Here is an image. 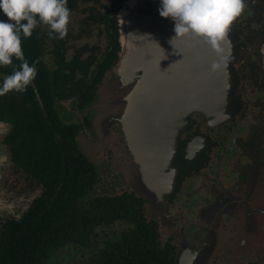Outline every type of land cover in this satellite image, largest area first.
<instances>
[{
  "label": "flooded vegetation",
  "instance_id": "obj_1",
  "mask_svg": "<svg viewBox=\"0 0 264 264\" xmlns=\"http://www.w3.org/2000/svg\"><path fill=\"white\" fill-rule=\"evenodd\" d=\"M74 1L64 39L49 38L46 27L37 28L47 41L41 48L46 69H53L54 42L62 41L66 81L76 83L65 85L61 95L52 93L51 85L50 93L62 124L76 129L71 149L77 159L70 161L76 162L75 175L87 178V191L73 201L80 230L50 246L40 264H264V0H245L223 43L226 52L231 49L230 59L216 72L210 101L189 111L155 156L133 150L120 121L106 119L99 127L94 120L103 111L86 110L99 86L116 79L119 12L130 9L131 0ZM144 3L147 9L139 10L149 13L151 3ZM5 18L0 11V20ZM113 26L119 44L114 61L101 77L96 64L85 75L81 63L95 46L104 52H97V60L111 48ZM97 36L103 44L92 42ZM206 56L216 59L211 49ZM230 64L231 99L221 95L219 100ZM11 73L0 71V80ZM85 80L92 94L88 102L82 99ZM11 93L17 104L29 96L42 106L37 88ZM13 129L9 120L0 119V227L53 203L51 187L15 160L8 141ZM81 136L87 138L86 147ZM65 175V191L81 190V183L69 185L66 169ZM94 190L98 193L89 196Z\"/></svg>",
  "mask_w": 264,
  "mask_h": 264
},
{
  "label": "trees",
  "instance_id": "obj_2",
  "mask_svg": "<svg viewBox=\"0 0 264 264\" xmlns=\"http://www.w3.org/2000/svg\"><path fill=\"white\" fill-rule=\"evenodd\" d=\"M67 6L72 9L75 6V1L67 0ZM112 28L114 33L111 36L112 40H109V46L112 45L114 48L112 49L111 46L97 60V57L101 55H97V52H104L96 51L95 46L94 51H91L92 56L87 57L81 63L85 75H87L88 68L96 64L98 69L96 73L99 72V77H101L114 61L115 48L118 49L119 44L117 27L113 26ZM46 42L38 28L33 31L30 38L22 37L25 59L30 66L34 61H38L35 64L37 75L33 80L35 87L30 84L27 87V92L37 88L42 96V106L35 100L31 101L29 96L27 100H21V104H17V95L9 92L10 94L0 96V119L9 120L14 125L8 141L12 146L15 160L25 170L51 187L53 203L49 208L38 206L32 208L21 221H6L0 227V264H40V259L47 253V250H50V246L59 245L61 241L74 236L80 230V221L77 215L78 206L74 205L73 201L78 195L87 191L84 188L87 178L75 175L78 171L76 162L70 160L77 159L71 149L73 147L71 141L76 129L74 126L62 124L53 107L52 94L50 93L51 85L53 86L51 92L61 95L60 90L65 85L75 86L76 83L66 81L68 77L67 63L63 54L64 49L61 50L59 46L62 41L56 44L53 41V50L51 51L54 61L53 69H46L42 60L44 53L41 50ZM9 67L11 69L0 67V71H12V67ZM49 73L52 76L50 79ZM0 84H2L1 80ZM87 84V80L82 83L86 91L82 97L84 102H88L92 97V94H87ZM94 88L95 84L92 83L88 90L93 91ZM24 95L26 97L27 94L24 93ZM67 161L71 165H66ZM65 169L69 173L67 176L69 185L77 186L81 183V190L65 191L67 186L64 182ZM74 194L75 196H73Z\"/></svg>",
  "mask_w": 264,
  "mask_h": 264
},
{
  "label": "water",
  "instance_id": "obj_3",
  "mask_svg": "<svg viewBox=\"0 0 264 264\" xmlns=\"http://www.w3.org/2000/svg\"><path fill=\"white\" fill-rule=\"evenodd\" d=\"M144 1L131 0L130 9L119 12L120 51L113 68L116 79L108 87L111 94L106 96L104 90L99 91L111 82L106 79L86 110L93 113L96 108H109L107 119L123 124L131 148L141 156H155L159 152H153L174 137L187 113L210 101V88L217 73L209 71L214 58L206 56L210 49L207 44L187 37L171 44L174 22L159 15L161 0H148L152 6L149 13L139 10L147 9ZM230 74L231 64L228 84L223 93H217L219 100L221 95H230L231 99ZM115 101L123 109L120 115ZM96 193L94 190L89 196Z\"/></svg>",
  "mask_w": 264,
  "mask_h": 264
},
{
  "label": "clouds",
  "instance_id": "obj_4",
  "mask_svg": "<svg viewBox=\"0 0 264 264\" xmlns=\"http://www.w3.org/2000/svg\"><path fill=\"white\" fill-rule=\"evenodd\" d=\"M245 8V0H161L158 11L161 17L174 22L171 44L187 37L209 46L216 57L209 71L215 73L227 66L230 50L226 52L223 43ZM0 11L7 17L6 21L0 20V67H12V73L0 84V96H4L12 91H26L37 75L38 61L29 65L22 50V37L30 38L37 27L44 26L49 38L63 39L71 10L67 0H0ZM13 59L20 64L14 65Z\"/></svg>",
  "mask_w": 264,
  "mask_h": 264
},
{
  "label": "rangeland",
  "instance_id": "obj_5",
  "mask_svg": "<svg viewBox=\"0 0 264 264\" xmlns=\"http://www.w3.org/2000/svg\"><path fill=\"white\" fill-rule=\"evenodd\" d=\"M70 20H73L72 16H70ZM95 41L98 42L99 44H103L102 42H104L103 38L99 37V36H97L94 40H92V42H95ZM109 81H111V82H108L106 84V86H103V87L101 86L100 89H99L100 93H101L102 90H104V95H106V96L111 94V90L108 87H109V84H112L113 81L112 80H109ZM98 102L99 101H97V103ZM119 108H120V105H117V110L116 111H118ZM107 115H108V112L106 110H104L103 112L99 113L98 114V119L94 120L95 124H97L99 127L103 126V122L108 118ZM81 137H82L81 138V142H82V144H84V141H85L84 147H86L87 138L85 136H81Z\"/></svg>",
  "mask_w": 264,
  "mask_h": 264
},
{
  "label": "crops",
  "instance_id": "obj_6",
  "mask_svg": "<svg viewBox=\"0 0 264 264\" xmlns=\"http://www.w3.org/2000/svg\"><path fill=\"white\" fill-rule=\"evenodd\" d=\"M2 161H3V159H2V157L0 156V164H1Z\"/></svg>",
  "mask_w": 264,
  "mask_h": 264
}]
</instances>
